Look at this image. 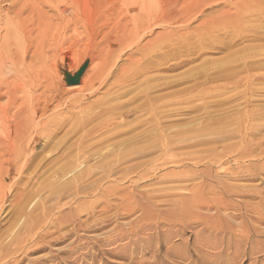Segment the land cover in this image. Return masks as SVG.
I'll use <instances>...</instances> for the list:
<instances>
[{"label": "rangeland", "instance_id": "1", "mask_svg": "<svg viewBox=\"0 0 264 264\" xmlns=\"http://www.w3.org/2000/svg\"><path fill=\"white\" fill-rule=\"evenodd\" d=\"M261 5L0 0V250L48 231L30 260L264 264L262 58L214 48Z\"/></svg>", "mask_w": 264, "mask_h": 264}, {"label": "bare ground", "instance_id": "2", "mask_svg": "<svg viewBox=\"0 0 264 264\" xmlns=\"http://www.w3.org/2000/svg\"><path fill=\"white\" fill-rule=\"evenodd\" d=\"M263 4V3H262ZM262 6V5H261ZM258 8V7H257ZM256 12H254V11H252L251 13H250V15H247L246 17L248 18L247 20H249V21H253V22H257V24H250L249 25V27H245V28H243V27H238L237 25H238V22H237V16H236V18H235V20L233 19V20H230L229 22H227L228 20H225L223 23H226L227 25H226V27H224L223 29H222V32H220L218 35H224V37L222 38V39H220V44H218V46H216V47H214L215 48V50H219V51H227V50H230L231 48H232V46L233 45H235L237 42H239L240 40L242 41V42H244L245 40H250V41H256V43L257 44H255L256 46H258L259 48V50L256 52V55H253V56H251V57H254V56H258V57H261L262 59H259L258 60V62H256V63H259L260 62V64H255V65H252L251 66V68L252 69H261V68H264V6H262V7H260V8H258V10H255ZM243 15H246V14H243ZM255 20V21H254ZM233 21V22H232ZM230 22H232V23H230ZM213 25H216V24H213ZM211 28H209V30H210ZM246 31V32H245ZM246 33H248V34H246ZM210 43H212V41H210ZM209 43V45H210V47H212L213 46V44H210ZM240 43V42H239ZM189 48H190V46H187L186 47V49L187 50H189ZM251 70V69H250ZM256 72V71H255ZM260 72V71H259ZM254 77V76H253ZM253 80L252 79V77L251 78H249L248 80ZM172 82V81H171ZM175 83V82H174ZM256 90V89H255ZM249 106H251V105H249ZM254 106V105H253ZM204 108V112L206 113H204L205 115H207L209 112H210V110L207 108V107H209V106H203ZM206 107V108H205ZM189 109H190V111H196L197 109H198V107L197 106H190V107H188ZM210 109H211V107H209ZM209 110V111H208ZM260 109H258V111H259ZM254 111H255V109H253V110H251V111H247L246 113H245V117H246V119H248V121H249V118H251V116L252 115H254ZM258 111H256V113L255 114H257V113H259ZM261 112V111H260ZM153 114H154V112H153ZM153 119H155L154 120V122H153ZM153 119L152 120H150V121H147V123H153L152 125H156V129L158 130V136H159V139H160V143L161 144H163V143H167V140L165 139V136L166 135H168V130L165 128V126H167V128L170 126V125H173V124H177L178 122H176V121H171V120H165V121H167V124H165V121H160L157 117H156V115L154 114V117H153ZM155 123V124H154ZM246 124H248V123H246ZM218 130V129H217ZM218 135V134H217ZM248 140V139H247ZM247 143V142H246ZM243 145V144H242ZM244 146V145H243ZM248 146V145H247ZM244 148V147H243ZM245 149V148H244ZM156 191V190H155ZM179 209V208H178ZM64 216H66V215H61V216H59L55 221H56V223H62L63 222V218H64ZM55 221H52V223L54 222L55 223ZM49 222V221H48ZM35 226H37V223L35 224V222L34 221H30V223H28L26 226H25V231L24 232H26V234H30L34 229H35ZM46 226V225H45ZM21 233V232H20ZM34 235V240L32 241V245L31 246H29L28 248H23V249H21V250H0V263H2V264H22L23 262H25L27 259L29 260L28 261V263L27 264H45L47 261H53V260H55V258L54 257H49V258H46V259H35V260H30L29 259V257L30 256H32L33 254H36L39 250L38 249H40L41 247H42V243L46 240V238L50 235V233L48 232V231H42V232H40V233H37V234H33ZM168 235V234H167ZM23 236H24V234H22V235H20V234H16L15 235V237H16V240H17V246L19 245V244H21V242L24 240V241H26L27 239L25 238V236H24V238H23ZM168 237H169V235H168ZM165 238H167V237H165ZM28 244V243H27ZM24 245H26V244H24ZM21 247H23V246H21ZM17 248V247H16ZM139 251H142V250H139ZM151 251H153V250H151ZM164 251H166V250H164ZM224 251V250H223ZM150 252V251H149ZM169 251H167V253H168ZM175 252V250L173 251V253ZM185 252V251H184ZM200 252H201V250H200ZM167 253L165 252V254H166V257L167 256H169V255H167ZM199 252H197V254H198ZM206 253V252H205ZM131 254H132V257H131ZM146 254V253H145ZM152 254V253H151ZM175 254H176V252H175ZM181 255L183 254V252H181L180 253ZM186 254H188L187 252H186ZM190 254V256H191V253H189ZM188 254V255H189ZM202 254V253H201ZM200 254V255H201ZM217 254V253H216ZM127 257H128V259L129 260H132V264H143L142 263V260L140 259L139 261H141V263L139 262V263H137L136 261H135V257H133V251L132 252H128L127 254ZM195 255V254H194ZM199 255V254H198ZM207 254H205V256H206ZM222 255V254H221ZM147 256V255H146ZM197 256V255H196ZM195 256V257H196ZM217 256V255H216ZM215 256V257H216ZM173 257V256H172ZM177 258H180V259H187L188 261L190 260V259H188V257H186L185 258V256H178V254H177V256H176ZM192 257V256H191ZM195 257H193V258H195ZM201 258H202V262H203V258H205V257H202V255L200 256ZM199 257V258H200ZM220 257V256H219ZM218 257V258H219ZM67 258H70V256H68ZM192 258V259H193ZM198 258V259H199ZM212 257H210V258H208V260L207 259H205L204 261L206 262V260H207V264H213L211 261H210V259H211ZM151 259V258H150ZM166 259H169V257L168 258H166ZM172 259V258H171ZM174 259H176V258H174ZM179 259V260H180ZM222 259V258H221ZM228 259V258H227ZM145 260V259H144ZM154 260V259H153ZM178 260V259H177ZM195 260H196V258H195ZM60 261H63V259H60ZM168 261V260H167ZM173 261V260H172ZM171 261V262H172ZM174 261H176V260H174ZM182 261V260H181ZM224 261H226L225 259H224ZM223 261V262H224ZM231 261V260H230ZM229 261V262H230ZM67 262H69V261H67V260H65V261H63V262H60L59 264H69V263H67ZM152 263H153V261H151ZM180 264H183V263H181L180 261H178ZM186 262V261H185ZM192 261H189V262H187V264H192L191 263ZM196 262H198V261H196ZM200 262V261H199ZM204 262V263H205ZM215 262H217L218 263V261H215L214 260V264H217V263H215ZM220 262V261H219ZM222 262V261H221ZM219 263V264H222V263ZM204 263H202V264H204ZM226 263H228V262H224V264H226ZM166 264H171V263H166ZM186 264V263H185ZM193 264H197V263H193ZM206 264V263H205Z\"/></svg>", "mask_w": 264, "mask_h": 264}]
</instances>
